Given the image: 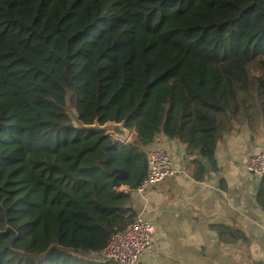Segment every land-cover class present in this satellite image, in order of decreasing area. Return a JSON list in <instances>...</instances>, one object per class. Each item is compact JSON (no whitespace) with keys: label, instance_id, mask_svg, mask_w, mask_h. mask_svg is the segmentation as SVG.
<instances>
[{"label":"trees","instance_id":"16d2710c","mask_svg":"<svg viewBox=\"0 0 264 264\" xmlns=\"http://www.w3.org/2000/svg\"><path fill=\"white\" fill-rule=\"evenodd\" d=\"M70 92L129 138L70 124ZM263 126L264 0H0V264H118L99 253L138 215L156 136L212 154Z\"/></svg>","mask_w":264,"mask_h":264},{"label":"crops","instance_id":"0c3cea01","mask_svg":"<svg viewBox=\"0 0 264 264\" xmlns=\"http://www.w3.org/2000/svg\"><path fill=\"white\" fill-rule=\"evenodd\" d=\"M149 146L166 150L176 173L132 195L131 206L156 227L140 264H264L261 177L249 171L252 155L264 151V126L254 137L245 127L223 133L212 154L190 152L177 129Z\"/></svg>","mask_w":264,"mask_h":264},{"label":"built area","instance_id":"2783aa9c","mask_svg":"<svg viewBox=\"0 0 264 264\" xmlns=\"http://www.w3.org/2000/svg\"><path fill=\"white\" fill-rule=\"evenodd\" d=\"M249 171L257 176L264 175V151L252 155ZM176 173L170 154L159 147L149 149V168L136 193L144 195L155 184ZM128 190L127 186H123ZM156 227L143 214H138L122 230L113 233L99 256L118 264H140L143 256L152 248Z\"/></svg>","mask_w":264,"mask_h":264},{"label":"water","instance_id":"95a60500","mask_svg":"<svg viewBox=\"0 0 264 264\" xmlns=\"http://www.w3.org/2000/svg\"><path fill=\"white\" fill-rule=\"evenodd\" d=\"M77 114V112H76ZM75 127L82 129L83 131H91V130H100V131H105L107 134L112 135L114 137H117L121 140L128 139L129 136L131 135V131L125 127L124 122H107L104 125H100L99 123H95L93 125H85L81 123L78 120V114L76 115L75 119ZM116 172V171H115ZM121 174L123 173L122 170L119 171ZM113 184L117 187L120 186V183L118 182V177H115L113 179Z\"/></svg>","mask_w":264,"mask_h":264},{"label":"rangeland","instance_id":"374dc122","mask_svg":"<svg viewBox=\"0 0 264 264\" xmlns=\"http://www.w3.org/2000/svg\"><path fill=\"white\" fill-rule=\"evenodd\" d=\"M72 98H73V93L70 92L66 98V111L69 116V123H75L76 119V110L74 106L72 105Z\"/></svg>","mask_w":264,"mask_h":264}]
</instances>
